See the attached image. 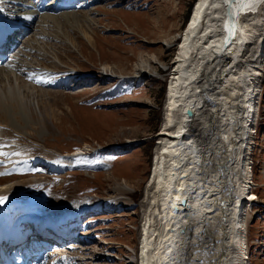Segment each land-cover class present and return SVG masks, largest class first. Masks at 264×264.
<instances>
[{
  "label": "rangeland",
  "instance_id": "374dc122",
  "mask_svg": "<svg viewBox=\"0 0 264 264\" xmlns=\"http://www.w3.org/2000/svg\"><path fill=\"white\" fill-rule=\"evenodd\" d=\"M17 1L30 6V1L0 0L4 8L21 12L15 21H27L0 65L5 71L0 82L8 77L6 86L17 81L42 95L37 98L49 102L41 106L53 116V131L32 121L23 130L8 126V133L0 127V187L16 185L21 191L14 211L11 203L4 207L9 214L16 205L19 212L28 207L40 217L69 212L77 221L79 239L51 258L50 252L41 264H139L145 219L154 229L159 226L153 215L156 192L148 181L160 148L170 73L197 0H82L69 11L38 15L22 5L17 11ZM263 15L264 4L258 19ZM255 40L250 37L249 52L256 50ZM262 44L248 133L244 264H264ZM64 79L69 86L58 85ZM34 187L39 198L29 205L25 200L33 198Z\"/></svg>",
  "mask_w": 264,
  "mask_h": 264
},
{
  "label": "bare ground",
  "instance_id": "6f19581e",
  "mask_svg": "<svg viewBox=\"0 0 264 264\" xmlns=\"http://www.w3.org/2000/svg\"><path fill=\"white\" fill-rule=\"evenodd\" d=\"M25 1L32 2L33 7L39 3ZM65 1L47 0L51 5L43 9L63 13L80 2ZM17 2V11H22L18 9L19 5L23 7L22 2ZM263 4L264 0H197L194 4L170 73L160 148L148 181L156 192L153 215L159 226L156 230L151 219H145L139 264H244L241 222L242 209L250 204L248 133L262 66L264 15L258 19L257 14ZM251 36L256 38L254 52L248 49ZM7 57L4 52L0 60ZM5 79L4 84L0 82V127L8 133V126L23 130L32 121L38 129L53 131V116L41 106L49 102L38 99L42 95L21 82L6 86L10 78ZM187 110L192 111V117L186 115ZM6 187H0V237L9 241L14 230L11 220L16 227L15 217L40 216L29 213L28 207L19 212L22 207L17 205L15 214L7 213L4 206L15 203L21 191L16 185ZM36 192L34 187L33 198L25 202H37ZM182 199L186 207L180 205ZM9 207L14 211L13 205ZM66 213L69 212L56 214ZM53 216L40 218L49 223L51 218L57 219ZM62 247L65 246L57 245L54 252Z\"/></svg>",
  "mask_w": 264,
  "mask_h": 264
},
{
  "label": "water",
  "instance_id": "95a60500",
  "mask_svg": "<svg viewBox=\"0 0 264 264\" xmlns=\"http://www.w3.org/2000/svg\"><path fill=\"white\" fill-rule=\"evenodd\" d=\"M229 1V3H231L232 1H234V0H228ZM186 115L188 116V117H192V115H193V113H192V111H190V110H187L186 111ZM180 205H182V207H186V202H185V200L184 199H182L181 201H180Z\"/></svg>",
  "mask_w": 264,
  "mask_h": 264
},
{
  "label": "snow or ice",
  "instance_id": "6c2138e0",
  "mask_svg": "<svg viewBox=\"0 0 264 264\" xmlns=\"http://www.w3.org/2000/svg\"><path fill=\"white\" fill-rule=\"evenodd\" d=\"M2 199H3V198H0V202H2Z\"/></svg>",
  "mask_w": 264,
  "mask_h": 264
},
{
  "label": "trees",
  "instance_id": "16d2710c",
  "mask_svg": "<svg viewBox=\"0 0 264 264\" xmlns=\"http://www.w3.org/2000/svg\"><path fill=\"white\" fill-rule=\"evenodd\" d=\"M188 15V14H187Z\"/></svg>",
  "mask_w": 264,
  "mask_h": 264
}]
</instances>
